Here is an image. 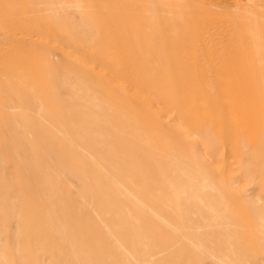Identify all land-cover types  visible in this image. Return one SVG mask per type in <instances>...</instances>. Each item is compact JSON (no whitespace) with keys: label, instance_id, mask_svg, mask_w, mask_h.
<instances>
[{"label":"rangeland","instance_id":"obj_1","mask_svg":"<svg viewBox=\"0 0 264 264\" xmlns=\"http://www.w3.org/2000/svg\"><path fill=\"white\" fill-rule=\"evenodd\" d=\"M0 264H264V0H0Z\"/></svg>","mask_w":264,"mask_h":264}]
</instances>
